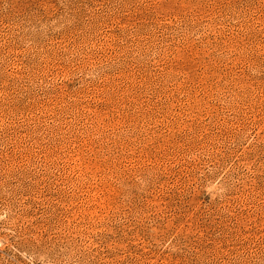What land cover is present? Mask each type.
Segmentation results:
<instances>
[{"label":"rangeland","instance_id":"374dc122","mask_svg":"<svg viewBox=\"0 0 264 264\" xmlns=\"http://www.w3.org/2000/svg\"><path fill=\"white\" fill-rule=\"evenodd\" d=\"M0 264H264V0H0Z\"/></svg>","mask_w":264,"mask_h":264}]
</instances>
